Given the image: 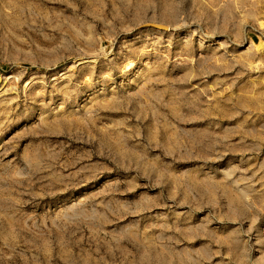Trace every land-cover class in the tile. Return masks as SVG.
Wrapping results in <instances>:
<instances>
[{"label":"rangeland","instance_id":"1","mask_svg":"<svg viewBox=\"0 0 264 264\" xmlns=\"http://www.w3.org/2000/svg\"><path fill=\"white\" fill-rule=\"evenodd\" d=\"M0 264H264V0H0Z\"/></svg>","mask_w":264,"mask_h":264},{"label":"water","instance_id":"2","mask_svg":"<svg viewBox=\"0 0 264 264\" xmlns=\"http://www.w3.org/2000/svg\"><path fill=\"white\" fill-rule=\"evenodd\" d=\"M156 26L159 28H168L166 25H162V24H157Z\"/></svg>","mask_w":264,"mask_h":264}]
</instances>
